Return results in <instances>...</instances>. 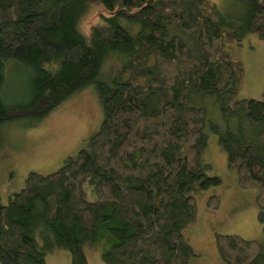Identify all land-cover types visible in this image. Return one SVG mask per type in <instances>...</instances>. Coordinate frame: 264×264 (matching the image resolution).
<instances>
[{"label":"trees","instance_id":"obj_1","mask_svg":"<svg viewBox=\"0 0 264 264\" xmlns=\"http://www.w3.org/2000/svg\"><path fill=\"white\" fill-rule=\"evenodd\" d=\"M251 34L264 38V0H0V128L36 127L88 88L103 112L59 168L0 195V264L57 247L90 264L86 244L105 264H191L197 193L224 183L204 162L211 134L258 190L264 232V98L236 99L244 65L227 48ZM215 239L226 264H264V242Z\"/></svg>","mask_w":264,"mask_h":264},{"label":"rangeland","instance_id":"obj_2","mask_svg":"<svg viewBox=\"0 0 264 264\" xmlns=\"http://www.w3.org/2000/svg\"><path fill=\"white\" fill-rule=\"evenodd\" d=\"M217 1V0H215ZM90 23L98 20L96 12ZM230 53L244 65L243 84L236 99L264 98V38L248 35L241 42L228 44ZM103 112L93 88L64 102L39 125L24 129L17 123L0 128V195L7 204L9 197L25 186L30 171L50 173L59 168L65 158L77 153L86 141L97 132ZM204 162L213 165L211 175H219L224 183L197 193L198 217L184 231L187 242L197 255L191 264H226L219 255L216 233H235L247 239L264 242L263 225L258 218L256 203L258 190L243 189L238 185L235 170L227 164V155L220 148L218 137L211 134L204 152ZM213 194L221 197L219 209L208 207ZM88 198L95 199L93 192ZM90 264H105L101 247L85 245ZM71 254L64 247H57L47 254L46 264H71Z\"/></svg>","mask_w":264,"mask_h":264}]
</instances>
